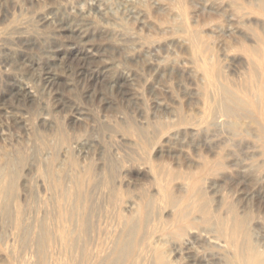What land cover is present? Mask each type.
<instances>
[{"label": "bare ground", "instance_id": "bare-ground-1", "mask_svg": "<svg viewBox=\"0 0 264 264\" xmlns=\"http://www.w3.org/2000/svg\"><path fill=\"white\" fill-rule=\"evenodd\" d=\"M29 1L32 5L41 6L47 0ZM84 1V5L77 4L73 7L72 15L88 16L90 8L95 9L103 17L109 16L111 0ZM7 2L13 9H22L20 0ZM251 3L244 4L248 5V8L251 6L254 12L263 17L261 28L248 27L250 33L246 31L244 34L242 31L245 40H237L235 45H229V48H235L244 54L245 63L248 65L246 70L243 68L246 72L245 78L241 71L244 79L238 83L234 80L231 82L230 78L227 81L222 80V68L225 67L221 66V59L225 57L221 59L220 57L225 56L228 49L226 53L216 56L219 57V62L215 58L217 51L215 55L212 54V47L204 39L206 35H202L204 31L196 29V26L193 29L188 25L189 22L185 23L179 18L177 12L172 14V19H161V24H157L156 21L147 20L146 9L139 10L138 15H143L139 20L143 26L162 28L166 33L182 34L179 41L181 45L190 49L189 55L191 54L192 58H189L193 62L189 63L196 64L197 71L192 65L197 73V76L195 74L194 76L200 77L205 86L212 89L208 96L201 99L202 106H199L198 113H187L182 110H178L176 112L178 114L173 112L174 120L161 122L162 129L178 127L185 133L203 134L206 138L214 137L207 146L211 154L201 153L198 161L195 159L187 162V168L183 170L172 166L165 167L164 164L167 162L163 165L160 164L162 161L156 163V159L147 155L154 136H150L142 127L123 128L127 135L134 137L143 152L144 162L148 164L145 166L148 168L138 169L144 171L143 175L148 176L145 177L148 183L155 186H152L155 191L139 188L137 192H133L124 188L125 174L134 169V166H127L131 160L125 162L127 159L117 158V163L107 159L100 164L90 161L86 166H81L78 161H72L67 165L59 159L56 146L44 142L23 148L24 150L20 148L17 153L6 150L0 157V214L3 220L11 225V239L0 235V264H264V205L259 204L252 211L253 209L250 210L248 206V208L239 206V200H235L232 194L230 198L224 194L226 198L217 199L213 192L206 189L213 185L216 177L242 173L250 179L258 193L263 194L264 191V0H257V5ZM212 5L229 6V20L234 23L241 24L245 18L249 19L252 13L232 0H213ZM155 6L161 8L159 2ZM40 10L38 19L45 24L51 22L42 8ZM135 11L136 9L133 13ZM3 14L8 16L10 12L5 11ZM116 15L118 14L113 15L114 19L116 18L115 23L106 20L107 23L103 22L98 28L103 33L125 31L128 27L123 25V22H118ZM31 19L28 18L29 21ZM212 21L213 19L211 24ZM1 24L6 23L4 21L0 22ZM230 24L224 25L225 29ZM91 25L97 26V22ZM230 26L229 28L232 27ZM10 27L13 30L24 28L23 23L18 25L15 22ZM127 36L129 37V34ZM207 36L209 39L210 36ZM3 40L6 39L0 38V42ZM165 41L151 39L146 44L143 43V48L145 52L152 48H160L164 46ZM93 49L90 46L81 50L91 58L95 54ZM238 51L235 54H239ZM136 57L134 56V59ZM170 63L168 62V65ZM185 63L188 61L183 63L184 66L170 64V71L176 70L190 76L193 70L190 71L189 63L187 65ZM127 70L129 71L119 72L120 81H130L137 73L133 72L134 69ZM22 82L15 84L17 92L33 98L32 87L28 82L27 84ZM163 109L167 113L172 112L170 106H163ZM243 144L249 152L251 161L238 165L239 162L233 163L229 158ZM141 161L143 162V159ZM29 174L32 175V179L28 178ZM20 187L22 193L19 192ZM231 198L232 200H229ZM6 234L9 235V232ZM23 251L26 252L25 255L21 254Z\"/></svg>", "mask_w": 264, "mask_h": 264}, {"label": "rangeland", "instance_id": "rangeland-1", "mask_svg": "<svg viewBox=\"0 0 264 264\" xmlns=\"http://www.w3.org/2000/svg\"><path fill=\"white\" fill-rule=\"evenodd\" d=\"M20 1L21 10L13 9L7 0H0V22L4 23L5 21L7 24L0 25L2 27L0 33H3L0 38L6 39L3 40L4 43L3 41L0 42V157L3 153H13V151L17 153L23 148H30L35 144L44 142L50 144V146H56L59 159L67 165H70L72 161H78L81 166H86L90 161L100 164L107 159L117 162V158L118 160L124 158V160L127 159L125 162L131 160L127 166H134V169L124 176V188L137 192L139 188L155 191V188H153L155 186L149 184L147 178H145L148 176L143 175L145 172L138 169L139 167L148 166V164L144 162L145 158H142L143 152L139 149L138 143L136 144L134 137L126 134L125 128L131 126L142 127L150 136H154L147 155L156 159V163L162 161L160 164L163 165L167 162V165L164 164L165 167L172 166L183 170L187 168V162L195 159L198 161L201 158V153L204 155L211 154L207 146L214 137L206 138L203 134L185 133L178 127L162 129V123L174 120V113L178 110L187 113H198L202 106L201 99L205 98L206 95L208 96L212 89L205 86L200 77H196V64H192L194 68L189 63V61H192L190 59L192 56L189 55L190 49L181 45L179 41L182 34L166 33L162 28L143 26L139 21L143 15H138V12L141 8L146 9L147 20L156 21L157 24H161V19H172V14L174 15V12H177L179 18L185 23L189 22L188 25L193 29L197 27L196 29H200L201 32L204 31L202 35L207 36L208 34L210 41H213L210 42L206 36L204 37L212 47V54L215 55V51L217 53L219 51L218 54L216 53L215 58L220 62V59L225 57L221 59L222 65L220 64L225 67V69L222 68L223 71L221 70L222 80L231 79V82L234 80L238 83L239 80L245 78L246 72L244 71L248 68V65L245 63L244 54L235 50V48H229V45H235L237 40H245L244 34L246 31L248 33L252 28H261L263 17L261 18L259 14L254 12L251 6L248 8V5L244 4L254 2L253 5H257V0H251V2L250 0H243V3L242 0H232L239 6L244 7V10L252 11L250 18H247L249 21L246 18L242 21L244 24L242 22L241 24L235 22V24L230 21L228 16L230 7L213 6V0L210 3L209 0H130L129 2L126 0H111L109 4L111 8L108 10V12L110 11L108 13L110 17H103L95 9L90 8L88 10L91 13V15L90 13L88 15L90 17L72 15L73 7L77 4L84 5V0H69V2L68 0H47L41 6L38 4L32 5L29 0ZM157 2L160 3V9L155 6ZM41 8L50 17L51 22L45 24L38 19ZM135 9L136 11L133 13ZM5 11H9L10 14L4 16ZM112 14H118L116 15L117 21L123 22L122 24L128 27L125 31H122L123 33L121 31L119 33H103L98 28L103 22V24L107 22L115 23L116 18L114 19ZM169 14L170 16H168ZM91 16L94 18H91ZM27 17L33 18L29 21ZM92 19L95 21H92ZM27 20L28 22H25ZM32 20L35 22H32ZM106 20L107 22H105ZM246 20L247 22H245ZM8 22L13 24L15 22L18 25L23 23L24 28L13 30L10 27L12 23L8 24ZM96 22L97 26L91 25L96 24ZM227 24L232 27L230 25L226 26V31L224 25ZM255 24H257V27ZM241 25H244L243 28ZM238 32L241 33L240 36ZM150 37L152 41L166 40L164 46L152 48L145 52L143 45L151 40ZM90 46L94 48L93 51L95 52L91 58L90 56L87 57L82 51L85 47L89 48ZM226 50L228 53L224 54ZM233 51L235 53L238 51L239 54H235ZM217 55L223 57L221 56L219 59V57H216ZM134 56H137L136 60ZM187 61L191 65H188L189 70H193V72L190 70L192 73L190 76L188 73H180L176 70L170 71L171 65L177 63V66H184L183 63ZM168 62L174 63H170L169 66ZM127 69H130V71L134 69L133 72H137L135 73L137 76L134 75L130 81H120L119 72L129 71ZM241 71H243L242 76L244 78L241 76ZM134 78L136 79L134 80ZM22 81L26 82L25 84L28 82V85L32 87L34 91L33 98L17 92L15 84ZM116 81L117 83H115ZM195 82L196 87L199 88L195 87ZM195 101L197 102L194 103ZM163 106H170L172 112L167 113ZM175 131L179 132L176 133ZM245 148V144L238 150L234 148L237 152L229 160H233V163L236 164L239 162L238 165L249 163L251 161L250 155H248L249 152ZM198 155L199 157H197ZM135 157L143 159L144 164ZM28 178L32 179L33 177L29 174ZM213 182V185L206 189L213 192L212 194H215L214 196L217 199L221 197L223 199L224 194L229 196L225 195L224 198H230L232 194L235 200H239V206L242 208L248 206L250 210L253 209L252 211L259 204L264 205V191L263 194L258 193L250 179L242 173L239 175L227 174L221 178L216 177ZM21 188L19 189L20 193H22ZM222 193L223 196H221ZM229 200H232V198ZM10 229L11 225L4 221L0 214V235H5V238L11 239ZM6 232H9V235ZM10 242L13 243L12 240ZM21 254L25 255L26 252L23 251Z\"/></svg>", "mask_w": 264, "mask_h": 264}]
</instances>
